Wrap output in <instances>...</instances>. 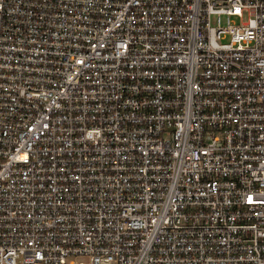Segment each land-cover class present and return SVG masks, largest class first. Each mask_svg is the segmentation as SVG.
Masks as SVG:
<instances>
[{
  "label": "built area",
  "instance_id": "2783aa9c",
  "mask_svg": "<svg viewBox=\"0 0 264 264\" xmlns=\"http://www.w3.org/2000/svg\"><path fill=\"white\" fill-rule=\"evenodd\" d=\"M0 264H264V0H0Z\"/></svg>",
  "mask_w": 264,
  "mask_h": 264
}]
</instances>
